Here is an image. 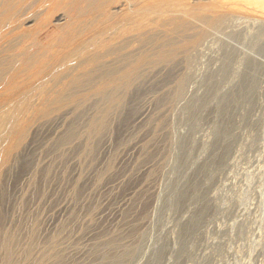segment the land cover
Returning a JSON list of instances; mask_svg holds the SVG:
<instances>
[{"label": "rangeland", "instance_id": "374dc122", "mask_svg": "<svg viewBox=\"0 0 264 264\" xmlns=\"http://www.w3.org/2000/svg\"><path fill=\"white\" fill-rule=\"evenodd\" d=\"M70 1L28 48L43 76L0 97V235L39 226L63 264L106 247L134 251L111 264H264V0H116L121 23L64 46L103 0L77 19ZM38 3L0 16L30 39Z\"/></svg>", "mask_w": 264, "mask_h": 264}, {"label": "bare ground", "instance_id": "6f19581e", "mask_svg": "<svg viewBox=\"0 0 264 264\" xmlns=\"http://www.w3.org/2000/svg\"><path fill=\"white\" fill-rule=\"evenodd\" d=\"M8 1L9 0H3L4 3H7ZM52 1L53 0H39V3H38L39 8L41 7L42 3H45L44 6L41 8L42 16H40L43 22L38 26V31L35 32V34H33L30 39L26 38L25 30L17 29L19 27V24L16 23L18 19L16 18L17 15H14L11 12H8L4 17L0 16V97L11 94L14 90H16L17 86H19L21 82H23L25 79L31 76H33L32 80L41 78L43 76L42 72H43L45 61L40 60L42 59V55H39L38 59H34L32 61V64H30L29 63L30 59L34 53L31 55V53L28 51V48L43 49V53H45L46 49L42 42L41 36L44 32L49 31L50 26L51 27L53 26L49 22L50 16L53 14V11L55 9ZM77 1L78 0L70 1L71 6L68 8V10L70 11V14H73L72 16L75 19H77L78 16H80L81 14L88 12L87 10L91 8V7L88 8L87 6L86 8L85 7L81 8L82 6H79L77 4ZM108 1L110 3L107 2L106 0H103L100 4L99 3L98 5L95 4L96 6H94L91 11L89 10L90 12L89 17L87 19L82 17L84 19L83 25L81 26V28L79 27L80 29L77 27L78 28L77 30H80V32L79 31L76 32L77 30L74 29L73 31L67 33L66 34L67 38L66 40L63 41L64 42L63 45L65 46L66 44H69L71 40L78 39L79 37H81L80 35L82 36L85 35L94 26L97 25L99 27V23L104 24L105 27L107 28L112 27L115 24L121 23L123 16L121 14L120 15L114 14L109 9L112 4L116 3V0H108ZM82 5H83V2H82ZM18 9L22 10L23 6L20 5ZM134 11H132V13ZM53 43L55 44V42ZM54 44L53 45L50 44V45L55 46ZM56 45L61 47V43H58ZM136 63L137 62L135 60V64ZM131 74L132 73L126 69L120 77L127 79L128 77H130ZM186 81L188 80L184 78L180 80L179 88H178L179 94L181 93V90H183L182 88ZM237 91L238 90H236V92ZM99 92H101V94H104L103 90H100ZM175 96H177V94H175ZM225 109H226V106H225ZM99 120H102V118ZM100 123H103V122H100ZM98 127L100 128V126ZM95 129H98V128H95ZM88 130H87V133H89ZM99 130L100 129H98V131ZM90 133L92 134V132ZM65 139L67 140L68 138L66 137ZM2 151H3L2 146H0V153H2ZM8 162L9 161H7V159H0V180H1V177L5 175L4 172H6V170L9 169V167L6 168ZM6 196H7L6 194L0 195V200H2L3 198H6ZM15 221L16 220H14V222ZM22 224L23 223L20 222V225H21L20 227L11 229V231L9 232H3V235L2 236L0 235V264H63V260H65V258L62 257L60 253V249L56 247V244L53 243V241L48 242L47 238L45 239L44 237L41 236L42 229L39 226L32 225L30 227H25L24 225L22 226ZM12 226L14 227V225ZM12 226L11 228H13ZM6 227L8 228V226ZM112 244H115V241L113 240L110 241L109 243H107V246L112 247ZM106 249L107 247L100 254V257L98 258L97 261H95L94 264H111L119 260H127V259L131 260L133 257H135L134 251L132 249L122 247V249L119 250L120 252L116 251L114 254H111L110 251H106ZM70 264H80V263H70Z\"/></svg>", "mask_w": 264, "mask_h": 264}]
</instances>
